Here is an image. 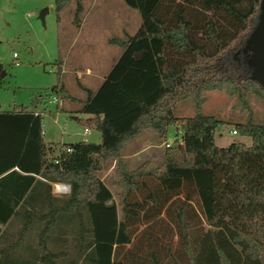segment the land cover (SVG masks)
Listing matches in <instances>:
<instances>
[{
    "label": "trees",
    "instance_id": "1",
    "mask_svg": "<svg viewBox=\"0 0 264 264\" xmlns=\"http://www.w3.org/2000/svg\"><path fill=\"white\" fill-rule=\"evenodd\" d=\"M67 1L53 0L55 12ZM73 1L77 26L82 5ZM121 1L136 11L139 24L125 40H109L122 51L95 91L76 99L60 84L51 87L55 97L77 104L76 113L90 115L84 127L98 132L97 143H65L56 151L42 140L41 113L21 105L0 111V264H128L116 258L125 244H131L133 264H264V123L233 122L234 133L249 144L233 139L216 147L212 131L222 121L198 111L203 91L237 100L246 93L264 97L239 51L259 0ZM212 10L228 18L226 29L204 18ZM184 100L192 102L193 115L173 116ZM172 123L180 136L163 146L159 165L125 166L127 142L143 129L160 141ZM110 161L118 221L114 206L104 204L110 195L98 176ZM197 174L204 183L192 187L204 229L188 199L166 188L131 200L146 189L145 180L174 190L179 175L191 184ZM52 183L67 184V195L54 196ZM174 236L169 252L166 243Z\"/></svg>",
    "mask_w": 264,
    "mask_h": 264
},
{
    "label": "rangeland",
    "instance_id": "2",
    "mask_svg": "<svg viewBox=\"0 0 264 264\" xmlns=\"http://www.w3.org/2000/svg\"><path fill=\"white\" fill-rule=\"evenodd\" d=\"M80 2L82 10L79 25L76 26L72 20L75 7L73 0L67 1L58 13L54 10L53 0H0V64L3 71L0 76V111L21 105L41 113L42 140L50 143L56 151L61 144L77 141L97 143L99 139L94 129H90L89 134L83 133V127L86 126L83 120L87 115L73 113L77 104L63 96L55 97L51 87L60 84L71 97L85 99L95 91L104 77L102 75L108 72L122 51L121 46L109 40H125L139 24L136 11L121 0ZM43 8L47 11L40 20L38 12ZM203 15L212 20L216 28L224 30L228 26L229 20L222 12L212 10ZM195 17L198 18V13ZM196 26V36L203 41L199 21ZM168 57L174 56L169 54ZM200 95L202 102L198 105L199 113L212 115L222 121L212 131V143L216 147H223L233 139L244 145L249 144L247 136L229 132L233 122L248 118L255 123H264L262 96L246 93L242 100H237L221 91H203ZM193 113L194 107L190 100L177 102L171 110L175 117L191 116ZM179 136L180 130L175 123L166 127L165 136L160 141L154 140L148 129L141 130L121 151L125 166L131 169L141 161H146L150 167L159 165L163 146L171 144ZM98 176L110 195L104 204L114 206V216L118 221L120 207L117 204V188L112 184L116 179L114 161H110ZM183 178V175L178 176L177 188L174 190H168L167 186L153 180H145L146 189L134 192L131 200L139 202L149 191L158 188L163 192L162 188H166L178 198L188 199L189 206L200 218V225L204 229L201 206L192 187L202 185L204 177L200 174L190 175L191 184L182 181ZM67 193H54L52 184L54 196L65 197ZM135 226L138 229L140 224ZM26 237L28 240L34 237L35 241L37 234L28 233ZM174 242L175 236L166 243L169 244V252L176 248ZM131 251V244H125L118 249L116 258L133 264L135 257L130 255ZM162 258L166 259L167 256Z\"/></svg>",
    "mask_w": 264,
    "mask_h": 264
},
{
    "label": "water",
    "instance_id": "3",
    "mask_svg": "<svg viewBox=\"0 0 264 264\" xmlns=\"http://www.w3.org/2000/svg\"><path fill=\"white\" fill-rule=\"evenodd\" d=\"M257 8L256 22L239 51L244 55L245 64L250 68V78L264 90V0H259ZM46 11L47 9L43 8L38 12L40 20ZM1 75L3 71H0Z\"/></svg>",
    "mask_w": 264,
    "mask_h": 264
},
{
    "label": "built area",
    "instance_id": "4",
    "mask_svg": "<svg viewBox=\"0 0 264 264\" xmlns=\"http://www.w3.org/2000/svg\"><path fill=\"white\" fill-rule=\"evenodd\" d=\"M12 56L15 57V54L13 53ZM229 132L231 134H234V131L232 129ZM83 133L84 134H88L89 133V131H88V129L86 127L83 128ZM66 150L68 151L69 148H66ZM52 184H53V192L56 193V194H64V193L68 192V190H69L68 185L65 184V183H52ZM51 191H52V187H51Z\"/></svg>",
    "mask_w": 264,
    "mask_h": 264
},
{
    "label": "crops",
    "instance_id": "5",
    "mask_svg": "<svg viewBox=\"0 0 264 264\" xmlns=\"http://www.w3.org/2000/svg\"><path fill=\"white\" fill-rule=\"evenodd\" d=\"M102 76H104V75H102ZM103 78V77H102ZM73 113H76V112H73ZM79 114H84V113H79ZM87 116H85L84 117V119H86V118H89L90 117V115H88V114H86ZM74 119H78L77 117H75ZM84 128V127H83ZM87 129H88V131H90V129L91 128H89V127H87ZM42 134H43V131H42ZM89 134V133H88ZM97 138L99 139V134H98V136H97ZM45 143V142H44ZM50 144V143H49Z\"/></svg>",
    "mask_w": 264,
    "mask_h": 264
}]
</instances>
